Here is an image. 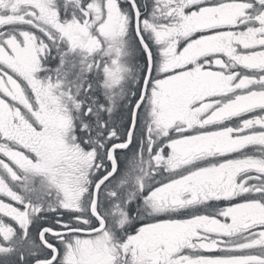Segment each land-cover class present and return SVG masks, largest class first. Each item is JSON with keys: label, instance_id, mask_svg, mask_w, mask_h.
Wrapping results in <instances>:
<instances>
[{"label": "snow or ice", "instance_id": "1", "mask_svg": "<svg viewBox=\"0 0 264 264\" xmlns=\"http://www.w3.org/2000/svg\"><path fill=\"white\" fill-rule=\"evenodd\" d=\"M0 264H264V0H0Z\"/></svg>", "mask_w": 264, "mask_h": 264}]
</instances>
